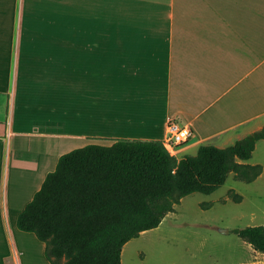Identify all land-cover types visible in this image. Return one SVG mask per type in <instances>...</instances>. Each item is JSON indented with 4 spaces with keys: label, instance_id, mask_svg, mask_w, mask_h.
I'll list each match as a JSON object with an SVG mask.
<instances>
[{
    "label": "crops",
    "instance_id": "obj_1",
    "mask_svg": "<svg viewBox=\"0 0 264 264\" xmlns=\"http://www.w3.org/2000/svg\"><path fill=\"white\" fill-rule=\"evenodd\" d=\"M115 2L0 0V264H51L17 218L63 154L164 141L171 120L193 129L181 156L264 127V23L251 3L231 18L224 0L198 14L148 0L138 10L158 15L114 18Z\"/></svg>",
    "mask_w": 264,
    "mask_h": 264
},
{
    "label": "trees",
    "instance_id": "obj_2",
    "mask_svg": "<svg viewBox=\"0 0 264 264\" xmlns=\"http://www.w3.org/2000/svg\"><path fill=\"white\" fill-rule=\"evenodd\" d=\"M259 141L264 127L227 147L202 144L195 155L181 157L163 140L116 139L76 148L60 157L17 227L45 244L51 264H123L125 245L159 227L186 196L212 194L231 173L248 183L258 179L263 166L247 161ZM234 232L264 254V225Z\"/></svg>",
    "mask_w": 264,
    "mask_h": 264
},
{
    "label": "rangeland",
    "instance_id": "obj_3",
    "mask_svg": "<svg viewBox=\"0 0 264 264\" xmlns=\"http://www.w3.org/2000/svg\"><path fill=\"white\" fill-rule=\"evenodd\" d=\"M147 1L119 0L118 3H114V11H108V14L112 13L114 18L158 15L159 12L153 10H138V7L145 6ZM164 1L170 4L173 0ZM204 1L206 0H176L177 12H181L183 6L193 3L196 8L192 7L189 13L198 14L195 9H200V5ZM224 1L226 2L225 12L229 16L236 15L234 11L236 7L233 6L236 2L239 3L238 13L243 8L242 4L251 3L253 9L251 14L255 16L253 19L258 23H264V0ZM210 2L213 3L214 0H210ZM72 3L73 0H67V4L72 5ZM247 13L249 12L247 11ZM162 15L169 17L168 12L165 11ZM66 18L72 17L66 13ZM69 22L67 20V23ZM259 29L264 32V25H261ZM260 40L261 36L259 35V62L264 57V47L262 46L264 42ZM177 156L181 157V152ZM247 163L261 164L263 174L255 181L248 183L238 180L235 174L231 173L226 183L212 194L195 192L186 196L176 206V211L169 213L159 227L143 232L139 238L133 239L125 245L122 263L243 264L264 262V254L254 253L249 244L234 232L238 228L264 225V141L259 143L253 157ZM238 196H242L241 201H237ZM24 234L27 236V243L36 244L37 249H40L41 245L43 246L44 243L39 241L34 234L27 232Z\"/></svg>",
    "mask_w": 264,
    "mask_h": 264
},
{
    "label": "built area",
    "instance_id": "obj_4",
    "mask_svg": "<svg viewBox=\"0 0 264 264\" xmlns=\"http://www.w3.org/2000/svg\"><path fill=\"white\" fill-rule=\"evenodd\" d=\"M168 137L164 140L165 146L174 155L180 153L181 148L186 145L193 136L190 126L180 124L176 120H171L168 124Z\"/></svg>",
    "mask_w": 264,
    "mask_h": 264
},
{
    "label": "bare ground",
    "instance_id": "obj_5",
    "mask_svg": "<svg viewBox=\"0 0 264 264\" xmlns=\"http://www.w3.org/2000/svg\"><path fill=\"white\" fill-rule=\"evenodd\" d=\"M148 232V231H147Z\"/></svg>",
    "mask_w": 264,
    "mask_h": 264
}]
</instances>
